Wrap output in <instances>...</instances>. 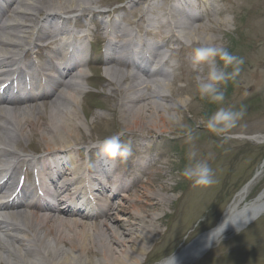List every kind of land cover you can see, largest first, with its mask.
Segmentation results:
<instances>
[{
    "label": "rangeland",
    "instance_id": "374dc122",
    "mask_svg": "<svg viewBox=\"0 0 264 264\" xmlns=\"http://www.w3.org/2000/svg\"><path fill=\"white\" fill-rule=\"evenodd\" d=\"M173 1L95 0L92 4L103 10L105 7L124 5L125 14L111 15L110 29L113 22H117L124 30L137 32L140 38H152L156 40V45L161 46L157 56L165 55L163 66L150 69L164 73L171 83L169 87L156 88V92L166 95L160 108L167 125L163 132L159 129L150 130L147 126L153 121L151 116L157 118L149 111L143 114L138 132L128 131L126 123L136 104L121 106L118 102L119 92L115 88L123 72L132 74L135 71H129L131 65L123 67V64L116 66L114 62H107V39L104 38L103 30L93 24L85 26L84 22H81L80 27L74 25L75 31L84 36L81 39L78 34V40L74 42L86 47L88 56L87 65L83 68L85 79L82 86L85 93L79 96L72 107L76 111L79 127L76 141L73 142V153L66 157L70 158L66 166L95 165L99 159L93 153L96 154L99 149L92 145L124 132L121 142L130 146L132 155L127 160L120 158L119 164H113L119 169L118 177L124 175L125 179L130 180L128 189L132 197L139 196L141 185L149 181V188L167 199L153 213L160 217L155 222L159 236L145 255L143 264H156L175 254L201 232L215 226L234 200L236 192L259 169L264 158V142L234 137L264 136V0H204L201 5L196 4L193 11L202 15L196 24L205 27L206 31L200 36H189L188 33L180 36L179 40L170 37L169 19L164 18L168 22L160 25V31L154 30L144 21L146 15L151 16L150 13H165L166 16L167 8ZM70 28L73 26L70 25ZM148 29L150 32L146 33ZM185 40L193 41L191 47L186 46ZM121 41L120 37H115L113 41L114 56L117 58L122 54L119 51ZM206 42L222 43L230 53L244 59L240 75L226 86L221 85L225 88L222 104L200 98L194 81L196 73L189 67L193 49ZM41 44V41H37L35 48ZM44 51L46 49L42 48L41 52ZM32 52L34 50L29 52L31 57L34 56ZM79 55L82 53L77 52L76 56ZM129 60L134 63L132 59ZM216 62L220 63L219 60ZM113 67L118 70L117 74L107 72ZM201 67L204 69L201 74L206 75L208 63L205 62ZM228 70L231 71V68ZM67 94L71 95L73 91L69 90ZM53 100L54 95L51 93L48 98H43L42 103ZM36 104L40 103L31 105ZM221 107L243 108L245 115L224 136H217L200 124V120ZM171 113L179 117L176 122L168 119L167 114ZM189 130L193 136L191 142L187 141ZM14 147L28 158L36 159L45 154L37 133ZM190 149L196 150L197 158L206 160L212 168L215 183L211 186L193 187L192 182L181 175ZM45 163L49 161L45 159ZM19 174H25L23 168L19 169ZM263 190L264 168L239 207L253 201ZM80 202L82 204L83 200H75L76 204ZM91 209L92 213L100 215L103 208L100 204H93ZM193 264H264V213L243 230L221 240Z\"/></svg>",
    "mask_w": 264,
    "mask_h": 264
},
{
    "label": "bare ground",
    "instance_id": "6f19581e",
    "mask_svg": "<svg viewBox=\"0 0 264 264\" xmlns=\"http://www.w3.org/2000/svg\"><path fill=\"white\" fill-rule=\"evenodd\" d=\"M84 1L0 0V68L20 61L21 57H15L12 53L27 47L33 48L45 34V39L61 36L59 41L55 39L44 44L46 48L56 44L55 51L71 49L84 52L80 61L74 57L63 60L56 77L31 92L14 90L9 84L3 83L6 78H0V104H4L0 105V144L12 148L37 133L45 149V155L38 160L51 158L53 167L58 169L69 163L66 157L74 150L73 142L76 141L79 124L72 107L79 96L85 93L82 81L85 79L83 68L87 63V53L86 49H81L74 42L77 35L74 29L51 31L50 28L57 21H66L64 13L79 10L86 3L92 5L95 0ZM175 7L171 5L170 8ZM201 17L200 13L192 10L187 13L186 20H174L169 24L170 37L179 40V34L186 36L188 33L189 36H200L206 31L205 27L196 24ZM144 21L147 22V19L144 18ZM162 23L166 24L167 21ZM126 33L117 22H113L111 30L104 34L107 39V62H114L116 66L129 64L127 60L114 56L113 47L115 36H124ZM99 39L102 40V37ZM160 48V45H156L154 52ZM137 71L132 74L123 72L116 82L119 104H136L126 128L132 133L138 132L143 114L149 111L157 118L151 116L153 121L147 126L150 130L159 129L163 132L167 125L160 108L166 95L156 92V88L169 87L171 83L164 73L151 71L146 65L137 67ZM107 72L117 74L118 70L113 67ZM69 90L73 94L68 95ZM51 93L54 100L42 103L43 98H48ZM36 102L40 104L31 105ZM11 148L0 147V154L20 157L18 151ZM114 168L111 162L103 160L84 168L79 165L70 167L62 184L53 189H44V194L56 200V203L37 201L36 194L25 187L3 195V199H0V264H132L136 257H142L144 263L145 255L159 236L155 222L160 217L153 213L167 199L149 188V181L141 185L139 196L132 197L128 189L131 182L123 176L111 180L106 175L105 180H102L99 176L91 175L81 182L78 178L80 171L108 174ZM3 170L9 180L18 171L11 164ZM4 188L6 183L0 185V192ZM74 188H77L75 191L78 194L87 196L82 204L71 202V190ZM95 192L99 193L98 198L103 205L100 215L91 212V196ZM244 194L240 193L234 198L225 217L231 211L233 214L238 210L237 205ZM263 201L264 198H259L253 206ZM211 239L208 237L207 241ZM197 250L188 246L159 264H182L192 260Z\"/></svg>",
    "mask_w": 264,
    "mask_h": 264
},
{
    "label": "clouds",
    "instance_id": "9594fccd",
    "mask_svg": "<svg viewBox=\"0 0 264 264\" xmlns=\"http://www.w3.org/2000/svg\"><path fill=\"white\" fill-rule=\"evenodd\" d=\"M193 41L185 40V44L191 47ZM219 60V64L216 62ZM205 62L208 63L207 74L203 75L204 69L201 67ZM244 64V59L229 52L227 47L221 44L203 43L193 49L192 59L190 61V69L196 73L194 76L195 86L199 92L200 98H207L209 102L214 104H222L225 99V88L221 85H227L230 80H235L241 73V66ZM231 68V71L228 69ZM168 119L176 122L179 117L176 113L167 114ZM245 115L243 108H224L221 107L213 114L202 117V124L209 132L224 136L232 128H234L239 120ZM124 132L105 138L93 144L92 147L98 148L100 153L108 159L115 160L117 157L127 160L132 155L129 145L121 142V136ZM193 139L191 130L187 133V141ZM225 139L227 137L225 136ZM197 151L190 149L187 152V163L184 166L181 175L192 182L193 187H208L215 183L214 173L206 160L198 159ZM229 223L225 221L217 228H222L223 231ZM235 226V225H234ZM216 229H213L215 231ZM211 233H209L210 235ZM210 246V244H209ZM174 259V258H173ZM132 264H143L142 257L134 258Z\"/></svg>",
    "mask_w": 264,
    "mask_h": 264
},
{
    "label": "water",
    "instance_id": "95a60500",
    "mask_svg": "<svg viewBox=\"0 0 264 264\" xmlns=\"http://www.w3.org/2000/svg\"><path fill=\"white\" fill-rule=\"evenodd\" d=\"M264 140V137L261 139ZM261 165H264V160ZM261 171H258L239 191H246L247 188L253 183L254 179L257 175L260 174ZM264 196V190L259 194V196L253 200L252 202L248 204H244L241 208H239L236 212L233 214L230 212V214L225 217V215L221 218V220L217 223V225L213 228L216 229L213 231V229L200 234L198 237L192 240L190 244L187 245L190 246L192 249H198V253L195 254V257H199L202 254H204L215 242H217L218 237L226 231H238L242 228H244L247 224L252 222L255 218H257L260 214L264 212V201L262 204H259L258 206H253L255 202L259 200V198H262ZM229 223L227 228L223 231L222 228H217L219 225H221L223 222ZM235 225V226H234ZM209 233H211L209 235ZM208 237H212L210 241H207ZM210 244V246H209ZM202 245V246H201Z\"/></svg>",
    "mask_w": 264,
    "mask_h": 264
},
{
    "label": "trees",
    "instance_id": "16d2710c",
    "mask_svg": "<svg viewBox=\"0 0 264 264\" xmlns=\"http://www.w3.org/2000/svg\"><path fill=\"white\" fill-rule=\"evenodd\" d=\"M207 115V114H206Z\"/></svg>",
    "mask_w": 264,
    "mask_h": 264
}]
</instances>
